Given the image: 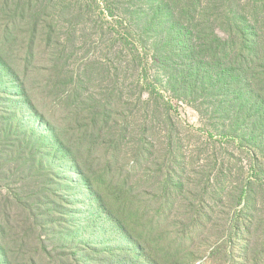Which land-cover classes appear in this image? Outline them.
<instances>
[{"label":"rangeland","instance_id":"374dc122","mask_svg":"<svg viewBox=\"0 0 264 264\" xmlns=\"http://www.w3.org/2000/svg\"><path fill=\"white\" fill-rule=\"evenodd\" d=\"M0 264H264V0H0Z\"/></svg>","mask_w":264,"mask_h":264}]
</instances>
